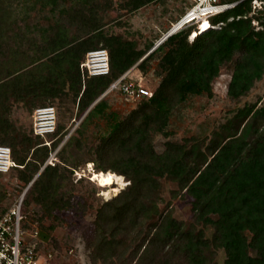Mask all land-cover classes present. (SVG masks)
<instances>
[{
  "label": "trees",
  "instance_id": "16d2710c",
  "mask_svg": "<svg viewBox=\"0 0 264 264\" xmlns=\"http://www.w3.org/2000/svg\"><path fill=\"white\" fill-rule=\"evenodd\" d=\"M22 1L0 0V144L12 149L16 166L10 171L15 170L25 184L34 180L27 195L39 206L36 219L62 221L61 213L79 207L80 200L68 186L78 168L94 163V170L113 171L130 183L97 209L91 226L92 259L216 264L215 250L223 248L225 264H264V105L253 104L241 111L236 133L214 138L207 153L195 137L168 140L161 152L153 142L158 133L168 135L170 116L179 104L191 95L212 94V83L223 65L234 61L228 87L233 98L245 95L263 76L264 10H259L263 18L251 14L252 0H243L212 16L213 26L192 41L189 36L197 31L192 25L170 35L156 48L162 52L160 85L121 117L107 111V100L97 99L141 59L138 68L146 69L155 50L142 58L146 50L134 41L106 34L98 14L100 0H36L32 10L48 8L54 13L60 9L61 17L44 28V42L37 49L31 45L24 49L21 43L29 39L23 30L27 19L16 13L15 6ZM151 1L128 0L127 5L135 10ZM254 19L260 20L262 28L256 29ZM100 47L109 51L110 72L84 74L81 63L87 52ZM11 99L27 102L32 110L54 105L56 130L46 138L37 136L33 126L30 133L18 130L7 116ZM95 101L58 150L59 161L47 163L70 132L66 111L72 115L76 108L81 116ZM95 117L106 119L109 131L90 143L87 128ZM163 178L177 182L192 198L195 220L213 227L212 238L170 212L160 213L157 221L149 223L152 213L159 212ZM3 196L0 192V201ZM28 203L25 197L23 204ZM4 212L0 208V214ZM133 240L137 244L130 250Z\"/></svg>",
  "mask_w": 264,
  "mask_h": 264
},
{
  "label": "rangeland",
  "instance_id": "374dc122",
  "mask_svg": "<svg viewBox=\"0 0 264 264\" xmlns=\"http://www.w3.org/2000/svg\"><path fill=\"white\" fill-rule=\"evenodd\" d=\"M35 1L23 0L21 4H15L17 7L16 13L26 16L27 19V23L23 25V30L29 39L21 43L24 49L30 48V45L33 50L37 49L44 42V28H49L50 25L61 17L60 9L54 13H50L48 8L45 10H32L30 6ZM127 1L100 0L101 6L99 7L98 14L102 20L103 31L106 34L121 35L124 39L134 41L139 49L146 50L142 58L155 50L146 65V69L141 70L138 67H134L131 73L133 77L139 78L145 86L155 91L164 76L159 66L162 52L156 50V48L165 41L166 34L171 29L173 23L194 4L195 0H153L149 4L135 10L130 9ZM259 10H264V4L262 9L257 8L254 10L252 6L253 12L251 14L256 13L263 18V14ZM253 24L256 26V29L262 28L258 19H254ZM199 26L200 24L197 23L191 27L198 30ZM219 26L220 24L216 25V27ZM192 34L193 32L189 36L190 41L193 40L191 38ZM233 67L234 61L221 67L220 75L212 83V94L191 95L174 109L167 127L168 135L158 133L154 136L153 142L157 151H163L168 140L183 142L185 138L195 137L201 144V150L207 153L208 146H210L214 138H222L228 134L236 133L241 121V111L253 104L257 106L264 105V74L260 79L255 81L252 88L245 95L233 98L228 94ZM103 98L109 103L107 111H114L121 117L126 116L141 101L129 100L120 92H111ZM8 107L7 116L12 124L18 130L30 133L33 126L34 110L30 108L29 104L24 101L11 99ZM92 107L93 104L81 116L78 115L76 108L72 115H69V111H66V113L64 110L62 111V113L67 114L65 120L66 125L70 128V135L75 133L76 128ZM62 113H60V117ZM108 131L106 119L95 117L94 121L88 123V136L86 140L92 143L98 139L99 135L107 134ZM68 138H65L56 148L57 152ZM57 161H59V158ZM94 169V163H89L78 168V172L75 173V179L68 186V189L76 195L77 200H80L81 203L77 207L78 209H70L61 213L62 221H54L51 218H45L42 221L36 219L38 218L36 214L39 213V206L31 200V194L27 195L30 188H28L29 184L21 181L17 177L15 170L0 174V192L4 194L0 201L1 209L8 211L13 208L28 188L24 198L26 197L29 203L26 205L22 202L21 210L24 217L21 225L24 230L25 246L35 249L41 263L44 261L43 256H46L48 253H52L53 264L129 263V260L126 259L127 257L116 258L115 263L92 259L93 252L90 240L92 239L93 232L91 226L96 218L97 209L104 201L116 196L130 183L123 176L126 180V185L117 192L112 191L113 188L117 187L116 184L115 186H103L97 180L92 179ZM81 177L83 178L80 179ZM191 202L192 198L185 191L181 190L177 182L163 178L159 190V212L152 213L149 223L157 221L160 213L170 212L173 217L183 221L186 226L195 231L203 229L205 236L212 238L214 233L213 227L205 226L195 220ZM51 224H54V227L48 228ZM146 225L148 226V224ZM147 226H144V232H146ZM36 230H39L38 236H34ZM129 244L128 249L131 250L136 246L137 240L129 241ZM215 252L216 256L213 263L225 264L226 253L224 249L217 248ZM174 264L186 263L177 261Z\"/></svg>",
  "mask_w": 264,
  "mask_h": 264
},
{
  "label": "built area",
  "instance_id": "2783aa9c",
  "mask_svg": "<svg viewBox=\"0 0 264 264\" xmlns=\"http://www.w3.org/2000/svg\"><path fill=\"white\" fill-rule=\"evenodd\" d=\"M242 1L195 0L194 4L173 23L164 40L188 26L200 24L204 18L210 20L212 16L235 7ZM263 4L264 0H252L254 10L257 8L262 9ZM139 62L114 80L97 101L111 92H120L129 100L151 97L154 91L131 74L134 67H138ZM81 70L89 76L108 74L110 72L109 51L104 47L88 51L85 60L81 63ZM57 123L58 112L54 105L39 106L34 109L33 131L37 136L46 138L56 130ZM45 143L50 145L51 142L46 141ZM57 160V150H55L47 163L54 165ZM13 166H16V162L13 158L11 147L0 144V173L10 172ZM24 196L25 194L23 193L13 208L0 214V264H53L52 253L43 256L44 261L41 263L35 249L25 246L24 230L21 225L24 217L21 210ZM38 234L39 230H36L34 236H38Z\"/></svg>",
  "mask_w": 264,
  "mask_h": 264
},
{
  "label": "bare ground",
  "instance_id": "6f19581e",
  "mask_svg": "<svg viewBox=\"0 0 264 264\" xmlns=\"http://www.w3.org/2000/svg\"><path fill=\"white\" fill-rule=\"evenodd\" d=\"M212 23L208 18H204L200 22L199 29L191 35V38L194 39L196 35L200 32H205L208 29L212 27ZM94 168V167H93ZM92 179L97 180L101 183L103 186H115L117 187L113 188L112 191H118L120 188L124 187L126 185V180L124 179L123 175H119L113 171H96L93 170L92 172Z\"/></svg>",
  "mask_w": 264,
  "mask_h": 264
},
{
  "label": "water",
  "instance_id": "95a60500",
  "mask_svg": "<svg viewBox=\"0 0 264 264\" xmlns=\"http://www.w3.org/2000/svg\"><path fill=\"white\" fill-rule=\"evenodd\" d=\"M94 103H96V102H94ZM94 103H93V105H94ZM70 135V134H69ZM69 135L66 137V138H68L69 137ZM36 178V177H35ZM34 178V179H35ZM34 181V180H33ZM33 181L28 185V188L31 186V184L33 183ZM28 188L24 191V194L26 193V191L28 190Z\"/></svg>",
  "mask_w": 264,
  "mask_h": 264
}]
</instances>
